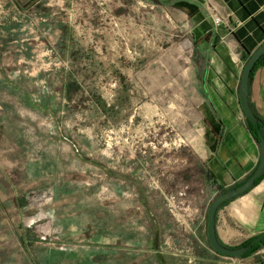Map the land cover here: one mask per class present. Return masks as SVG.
<instances>
[{"label":"rangeland","instance_id":"rangeland-1","mask_svg":"<svg viewBox=\"0 0 264 264\" xmlns=\"http://www.w3.org/2000/svg\"><path fill=\"white\" fill-rule=\"evenodd\" d=\"M174 3L0 0V264L235 257L206 244L213 140Z\"/></svg>","mask_w":264,"mask_h":264},{"label":"crops","instance_id":"crops-1","mask_svg":"<svg viewBox=\"0 0 264 264\" xmlns=\"http://www.w3.org/2000/svg\"><path fill=\"white\" fill-rule=\"evenodd\" d=\"M185 1L198 7L195 13L185 14L194 49L190 68L195 104L220 131L217 135L211 126L206 129L214 149L207 167L218 188H227L255 169L261 152L246 126L238 90L247 57L264 40V0ZM214 15L220 23L213 22ZM248 92L252 110L264 121V64L253 67ZM262 232L264 174L216 214V233L224 244L240 243ZM229 258L225 264H264V245L247 256Z\"/></svg>","mask_w":264,"mask_h":264},{"label":"water","instance_id":"water-1","mask_svg":"<svg viewBox=\"0 0 264 264\" xmlns=\"http://www.w3.org/2000/svg\"><path fill=\"white\" fill-rule=\"evenodd\" d=\"M264 53V40L250 53L241 73L240 85L238 90V97L241 110L249 121L254 125H258L261 119L254 113L249 103V80L251 72L260 56ZM260 142V157L258 164L254 171L239 185L229 187L220 191L210 202L207 211V224L206 233L210 244V247L217 253L225 256H243L248 250H250L252 244L259 242L264 238V232L260 233L255 239L248 245H239L232 247L224 244L217 236L216 233V214L217 210L228 200L239 196L249 189H251L256 179L264 174V135H259Z\"/></svg>","mask_w":264,"mask_h":264},{"label":"trees","instance_id":"trees-1","mask_svg":"<svg viewBox=\"0 0 264 264\" xmlns=\"http://www.w3.org/2000/svg\"><path fill=\"white\" fill-rule=\"evenodd\" d=\"M174 4H175L176 7L180 8V9H182V10H185L189 15L195 13V12L198 10V7H197L196 5H195V6H194V5H191L190 3H188V2L185 1V0H178V1H175ZM247 58H248V57H247ZM257 64H264V53L260 56V58L258 59V61H257V63H256L255 65H257ZM206 119L209 121L208 123H209V125L211 126L212 131H213L215 134L219 135V134H220V131H219L218 128L216 127L215 123H214L212 120H210V118H208V117H206ZM245 122H246V126H247L248 130L250 131V133L252 134L253 138L256 140V142H257L258 144H260V142H259V135H261V134L264 135V121L261 120L260 123H259L258 125H254L251 121H249V120L246 118V119H245ZM211 150L213 151L214 149L211 148ZM255 168H256V167H255ZM253 171H254V170H253ZM253 171H252V172H253ZM252 172H251V173H252ZM208 173H209L210 175H212L209 171H208ZM251 173H250V174H251ZM250 174H249V175H250ZM249 175H247L243 180L238 181L237 183H235V184L232 185V186H237V185H239V184L242 183V182H243V181H244ZM212 176H213V175H212ZM262 176H263V175H262ZM262 176H260L259 178H257V179H256V182H257L258 180H260ZM232 186H231V187H232ZM227 188H229V187H227ZM227 188H221V187H219V188H218V191L220 192V191L225 190V189H227ZM259 234H260V233H259ZM259 234H256V235L251 236L250 238L246 239L245 241H243V242L240 243L239 245H248V244H250V243L255 239V237H257ZM206 244L208 245V247H209L210 249H212V248L210 247V244H209V241H208V240H206ZM239 245H237V246H239ZM263 245H264V238L261 239L259 242H255L254 244H252L250 250H248L243 256H247V255H249V254L255 252L256 250H258V249H259L261 246H263ZM232 247H236V246H232ZM212 251H213L214 254H218V253L215 252L213 249H212ZM243 256H239V257H243Z\"/></svg>","mask_w":264,"mask_h":264},{"label":"built area","instance_id":"built-area-1","mask_svg":"<svg viewBox=\"0 0 264 264\" xmlns=\"http://www.w3.org/2000/svg\"><path fill=\"white\" fill-rule=\"evenodd\" d=\"M213 22L216 23V24H218V23L221 22V18L219 16H217V15H214Z\"/></svg>","mask_w":264,"mask_h":264}]
</instances>
